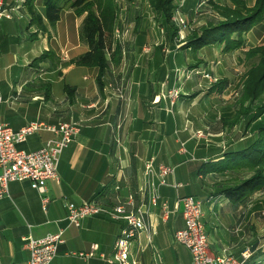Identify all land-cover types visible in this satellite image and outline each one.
Listing matches in <instances>:
<instances>
[{
  "label": "crops",
  "instance_id": "1",
  "mask_svg": "<svg viewBox=\"0 0 264 264\" xmlns=\"http://www.w3.org/2000/svg\"><path fill=\"white\" fill-rule=\"evenodd\" d=\"M3 3L11 17L0 18V121L13 130L30 122L56 127L76 121L80 130L60 155L58 179L47 181L44 193L29 180L9 183V197L0 199V264H26L29 252L23 238L43 237L60 230L64 243L50 264H114L105 259L112 258L124 221L92 215L74 226L66 219L67 204L95 200L114 206L115 201L126 203L130 198L132 207L142 211L147 225L132 243L130 262L192 264L189 250L174 242L175 231L184 226L177 199L187 195L202 201V222L214 255L229 253L241 260L245 252L250 254L246 264H264V251L257 252L256 222L257 216L264 220V209L250 208L252 198L235 208L210 187L219 178L200 172L204 162L216 161L228 150L245 147L254 139L257 128L239 129L237 123L225 134L230 137L242 130L239 137L230 138L221 147L216 141L209 143L207 137L212 138L210 142L220 140L225 129L208 128L206 137L197 139L195 134L203 133V127L195 115L166 113L168 103L174 107L180 95L191 91V81L185 88L178 86V76L184 73L185 65H192L182 56L187 57L188 52L191 55V50L178 45L164 55V47L145 46L140 23V32L134 38H124L122 61L103 76L100 90L97 69L72 62L87 51L79 37L83 16L77 17L66 9L74 19L60 18L54 26L43 19L42 29L31 21L25 0ZM37 7L43 10L41 0ZM163 37L161 46L166 39ZM212 47L201 48L195 56L197 62L207 61L205 70L210 67V53L204 51ZM47 52L43 60L37 61ZM173 91L177 95L172 99L168 94ZM175 110L179 111L178 106ZM54 138L53 132L40 130L16 146L34 151ZM180 142L185 143V154L178 153ZM151 159L155 166L173 168L169 185L158 188L160 201L156 205L150 204L146 192H142L144 165ZM173 183L181 185L175 187ZM161 203L168 206L167 217ZM258 230L264 232V225ZM92 248L94 255L89 258L73 254Z\"/></svg>",
  "mask_w": 264,
  "mask_h": 264
},
{
  "label": "trees",
  "instance_id": "2",
  "mask_svg": "<svg viewBox=\"0 0 264 264\" xmlns=\"http://www.w3.org/2000/svg\"><path fill=\"white\" fill-rule=\"evenodd\" d=\"M37 1L25 0L24 5L31 16V21L42 29H45L43 19H46L50 26H54L66 9H71L77 17L83 16L79 37L87 45V51L72 62L80 66L95 67L98 71L96 83L102 90L103 76L112 67L120 65L126 49L124 43L115 35V29L123 30L122 23L117 22L119 6L116 1L41 0L42 11H39ZM146 1L152 12L161 18L167 32L170 31V34L165 33L169 41L174 42L178 36V24L173 21L176 0ZM230 1L234 5L238 3L242 5V0ZM207 3L219 9L217 13L223 17L200 29L192 28L186 31V41L180 48L190 49L193 58L197 51L205 46H221L224 52L242 47L244 43L242 35L264 19V0H255L245 15L236 13L231 8L221 10L212 0H207ZM140 21L141 19H135L133 30L139 29ZM246 53L257 56V63L249 68L242 82L241 93L236 103L238 110L232 116H223L221 122L223 129H232L238 122L248 117L247 127L257 120V133L245 147L228 150L221 155V159L204 162L200 168L202 174L216 175V178H219L210 187L218 190V194H222L235 208L246 205L251 195L256 192L264 194V43L249 48ZM46 54L48 52L37 58V61L43 60ZM198 66V63L190 65L193 69ZM222 84L221 82L213 84L208 92L221 90ZM251 108H254L253 114ZM119 203L120 201L114 202L115 205Z\"/></svg>",
  "mask_w": 264,
  "mask_h": 264
},
{
  "label": "built area",
  "instance_id": "3",
  "mask_svg": "<svg viewBox=\"0 0 264 264\" xmlns=\"http://www.w3.org/2000/svg\"><path fill=\"white\" fill-rule=\"evenodd\" d=\"M11 17L9 9L0 0V18ZM173 21L184 27L182 19L177 15ZM124 30H115V35L124 43ZM205 78L211 80V75L205 73ZM176 96L177 92L173 91ZM2 97L0 93V104ZM40 130L51 131L56 138L48 140L43 146L34 151H24L17 148V144L26 140L34 132ZM80 125L76 121L62 122L58 126H49L42 122H30L18 130H13L8 124L0 121V199L9 197L8 185L14 181L29 180L33 187L41 193L45 192L46 182L58 179V165L60 155L68 147L75 135L79 132ZM202 136V133L197 135ZM184 142L179 143L178 153L185 154ZM173 168L164 164H157L148 160L143 169L144 184L142 192H146L149 203L156 205L160 201L158 188L169 185L168 177L172 175ZM177 187L181 184L173 183ZM45 202L46 199H43ZM181 206L184 226L175 231L174 241L187 248L191 254L192 264H246L250 254L242 253L239 260L229 253L216 256L211 252L208 235L202 222V201L193 195L177 199ZM132 198L114 206H105L95 200L85 201L80 205L67 204V217L69 224L79 226L83 218L92 215H105L114 220H122L125 227L114 244L112 258L105 259L114 264H132L130 262L131 246L136 241L139 233L146 230L147 225L143 213L132 207ZM163 215L167 217L169 209L166 203H161ZM64 243L62 230L47 234L43 237L28 235L23 238V246L29 252L26 264H50L57 255L58 247ZM80 258H89L94 255V248L89 252L73 253ZM104 258V256L102 255Z\"/></svg>",
  "mask_w": 264,
  "mask_h": 264
},
{
  "label": "rangeland",
  "instance_id": "4",
  "mask_svg": "<svg viewBox=\"0 0 264 264\" xmlns=\"http://www.w3.org/2000/svg\"><path fill=\"white\" fill-rule=\"evenodd\" d=\"M115 1L119 6L117 16V19L119 20L117 22L122 23V27L125 32L123 38H134L135 35L140 32L133 30L135 19H143L142 21H140V23L141 28L143 27L144 29L143 34L145 36V46H148L152 49L155 47H164L165 51L162 52L164 55L168 54V49L172 47V44L174 45V47L179 45L178 48H180V46L185 43L187 34L186 31L188 29H200L202 27H205L210 22L221 19L223 17L217 13V10L219 9L207 3V0H176L175 4L177 6L174 15H177L179 19H182L184 27L180 24L178 25V36L175 37V39L173 40L174 42H170L168 36L165 34H170V31L167 32L162 24L161 18H159L155 13L152 12L146 0ZM212 1L215 3V5L221 8V10H229V8H231L236 13L242 15L247 14L248 9L251 8L255 3V0H242V5H240L239 3L238 5H234L230 0ZM61 19H65V21H67L66 19H74V16L70 14V12L64 10L61 14ZM164 35L166 39L163 40V46H161L160 43ZM242 37L244 41L242 47L237 48L233 51L224 52L222 51L221 46H211L212 48L204 51L205 53H210L208 54L210 56V61L208 63L210 67H208V70H205L203 68L204 64L207 65V61H205L206 63H202L201 61L197 62L195 57L192 58V54L190 55L189 52L187 57L182 56L183 59L187 58L188 61L192 64L198 63L200 68L198 66L195 69H192V67H189L188 64L185 65L186 69L183 71L184 73L181 76H178V86L185 88L186 84L191 81V91L187 92V94L180 95L177 102H175L174 107L169 105V103L167 102L168 106L166 109V113L173 116L188 114L195 115V117L198 118L197 122L199 126L203 127V129H201V131L203 132L202 136H199L200 139L206 137L205 131L208 128L223 129L221 118L223 116H232L234 115L235 111L238 110L236 103L241 93L242 82L245 79V75L247 74L249 68L254 63H257V56L247 54L246 50L264 43V19L261 20L260 23L254 24L250 30L246 31L242 35ZM175 60L178 62V59ZM205 73H209L211 75V80L204 77ZM222 81L225 82V85ZM217 82L223 83V88L221 90L217 89L213 92H208L210 87ZM165 90H168V88L166 87ZM168 96L172 99L175 97L173 95V92H170ZM160 98L162 99L163 96L160 95ZM176 106H178L179 111L175 110ZM251 111L253 114L254 108H251ZM208 115L209 117L211 115L212 116L209 118ZM246 119L244 121L241 120L240 122H238L239 129L247 130ZM256 123L257 120L251 123L250 127H256ZM224 129L225 130L223 131V134L219 137L220 140H212V142H210L212 138L208 136V142L213 144L216 141L215 144H218L222 147L228 143V140H230V138L236 139V137H239V134L242 132V130H240L241 132L237 131L236 135L226 137L228 136V134H225L226 131L228 132L231 129ZM197 135L198 133L195 134V138L199 139ZM251 198L250 203L252 206H250V208L255 209L256 211L258 209L260 210L261 208L264 209V194L256 192L251 195ZM262 214L264 215V212ZM256 222L257 252H262L264 251V232L259 231L258 229L260 226L264 225V220L262 221V219L258 218L257 216Z\"/></svg>",
  "mask_w": 264,
  "mask_h": 264
}]
</instances>
